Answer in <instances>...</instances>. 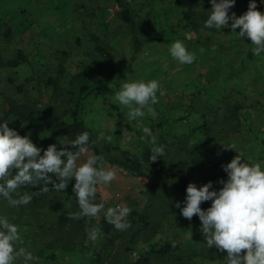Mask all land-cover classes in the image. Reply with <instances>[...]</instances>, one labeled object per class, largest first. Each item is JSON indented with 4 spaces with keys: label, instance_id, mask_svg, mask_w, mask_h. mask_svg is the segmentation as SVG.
Here are the masks:
<instances>
[{
    "label": "rangeland",
    "instance_id": "obj_1",
    "mask_svg": "<svg viewBox=\"0 0 264 264\" xmlns=\"http://www.w3.org/2000/svg\"><path fill=\"white\" fill-rule=\"evenodd\" d=\"M127 2L142 38L171 41L145 45L134 62V32L123 21L114 0H0V54L8 60L23 51L31 60L17 69L0 70V92L39 106L47 105L51 88L46 80L65 66L64 90L54 100V106L58 116L68 120L82 85L95 84L128 65L85 102V121L99 136L111 134V142L135 153L149 145L143 127H150L159 141V119L154 106L155 117L146 112L144 118L129 124L128 108L115 100L122 83L156 79L163 91L162 96L158 93L160 110L173 122L167 157L174 167L187 164L185 173L191 182L201 186L226 179L221 165L238 154L250 162H264V53L249 60L248 49L238 42V35L230 27L223 32L203 26L191 28L174 0ZM244 2L238 0L229 14H244L249 6ZM257 2L264 13V4ZM211 7L207 0L196 9L204 12L206 20ZM176 40H182L195 53L192 64L181 65L171 58L168 47ZM97 46L105 48L114 59L99 55ZM5 109L0 99V117ZM9 127L22 136L29 134L16 122H10ZM31 139L46 149L58 143L59 138L39 134ZM89 155H94L91 149ZM86 158L81 157V162ZM106 168L114 170L117 178L97 189V201L104 207L93 218L91 230H98L95 240L90 236L88 217H71L79 211L75 195L69 201L70 220L62 226V207L58 206L64 200L61 192L40 193L39 187L28 186L21 192L33 193V199L18 208L0 200V214L19 225L23 246L39 258L38 264H92L99 252L103 255L102 264H225L226 251L220 253L203 244L198 216L189 221L179 209L180 226L171 232L170 212L179 200L172 188L161 187L149 202V180ZM221 186L214 183L216 189ZM117 205L132 209L126 218L131 224L127 230H107L103 226V222L109 223L107 210ZM134 213L142 214L145 222L137 223ZM168 242L178 245L169 256L154 260L147 255L151 248Z\"/></svg>",
    "mask_w": 264,
    "mask_h": 264
},
{
    "label": "clouds",
    "instance_id": "obj_2",
    "mask_svg": "<svg viewBox=\"0 0 264 264\" xmlns=\"http://www.w3.org/2000/svg\"><path fill=\"white\" fill-rule=\"evenodd\" d=\"M236 2L210 0L212 7L207 11L203 27L222 32L230 27L231 32L244 41L250 38L253 55L260 56L264 53V13L258 10L257 0H250L244 14L237 16L232 12L230 15ZM260 3L264 4V0ZM168 53L181 65H190L196 59L195 53L190 52L182 40L171 43ZM158 93L163 95L156 79L124 82L119 86L115 100L128 108L127 120L132 124L138 118H144L146 112L155 117L153 106L159 103ZM0 120H3L0 122V200L14 208L26 206L31 203L33 193L21 192V189L31 186L39 187L40 193L64 192L74 180L72 192L79 211L71 217L97 216L104 207L95 202L98 187L111 184L117 177L114 170L105 167L102 156L89 155L94 142L88 131L77 134L75 139L60 137L58 143L44 149L33 142L30 133L22 136L9 127L10 122L2 117ZM142 131L151 145L150 160L154 162L164 157L166 146L159 143L152 129L146 126ZM100 139L111 142L112 135L101 133ZM227 147L234 149L232 145ZM84 156L87 158L81 162ZM221 167L226 179L209 181L201 186L190 182L184 200L177 201L175 207L189 221L198 216L203 244L220 253L226 251L225 264H264V162H250L238 154ZM214 183L222 186L216 189ZM205 202H211V206L202 208ZM131 211L120 205L109 208V223L119 231L127 230L131 224L126 218ZM90 236L97 239L98 230L93 228ZM23 244L19 225L0 214V264H38L39 258Z\"/></svg>",
    "mask_w": 264,
    "mask_h": 264
},
{
    "label": "trees",
    "instance_id": "obj_3",
    "mask_svg": "<svg viewBox=\"0 0 264 264\" xmlns=\"http://www.w3.org/2000/svg\"><path fill=\"white\" fill-rule=\"evenodd\" d=\"M117 7L121 10V16L125 23L131 26L134 32V51L131 58V62L136 61L141 51L145 45L152 42L159 43H170V40L164 39H144L140 35V30L138 22L133 16L132 10L128 6L127 0H114ZM207 0H174L175 5L183 9L182 18L183 20L194 29H198L203 26L204 12L198 11L197 7H203ZM238 2V0H237ZM250 0H245V4H249ZM257 4H259L257 2ZM258 10L261 11V5L258 6ZM240 11V10H238ZM217 31L215 29H210ZM238 42L244 45L247 49V57L252 60L254 55L252 53V48L250 38H245V41L241 38ZM96 51L99 55L110 60L114 57L103 47L97 46ZM33 62V61H32ZM31 63L29 57L23 52L18 51L16 56L12 59L5 60L0 54V70L2 69H17L22 65ZM128 67V65L121 66L119 69L111 72L104 79L99 80L95 84H84L81 86L76 99V105L74 113L71 115L70 119L64 120L60 118L56 112L54 106V100L62 94L64 90V80L66 79L67 69L65 66H61L54 74V76L47 78L46 85L51 88L50 102L47 105L39 106L36 102L21 101L12 96H8L0 92V99L4 101L6 109L3 115V119L8 122H16L18 125L25 127L28 133L33 135H49L56 138L63 136H69L70 139H75L76 135L88 131L90 134V139L92 142L91 150L94 155H99L104 158L105 167H112L119 169L125 173L132 174L137 178L147 179L151 183L149 191L146 192L149 202L153 201L156 197V193L161 189V187L166 185L172 188L176 194L179 196V200L183 201L186 196V188L191 182L185 173L187 169V164L182 163L178 167L172 166L167 157V141L169 137V129L172 125V120L167 118L165 114L160 110L159 103L154 105L159 122L157 124L159 130V143L166 146V154L161 159L154 162L150 160V147L149 144L141 152L135 153L128 148H124L119 144L114 142H108L107 140L100 139V136L92 130L85 121V102L93 95L99 93L102 88H104L112 79L119 76L122 71ZM206 119L205 115H202ZM3 122V120H0ZM71 147V146H70ZM264 149V144H263ZM74 151L75 149L72 148ZM74 184H69L66 191L61 192L64 195L63 202L59 203L58 206L62 207V213L59 218L60 226L65 225L70 220L69 201L73 195L72 192ZM198 186V185H197ZM98 203L97 198L95 200ZM211 206V202H205L201 205L202 208L206 209ZM135 217L138 218L137 223L143 224L145 222V217L142 214L134 213ZM171 222L169 228L171 232L175 233L180 226V215L179 209L172 207L170 212ZM94 217H88L89 229L91 230ZM103 226L110 230L113 224L108 222H103ZM140 231L137 233V236ZM136 237V236H135ZM178 245L173 242H168L165 245H161L159 248L153 247L148 251L151 259L165 258L175 252ZM227 253H225L226 256ZM102 253L95 254V258L92 259V264H102ZM146 257V256H145ZM140 260H144V258ZM91 264V263H90Z\"/></svg>",
    "mask_w": 264,
    "mask_h": 264
}]
</instances>
